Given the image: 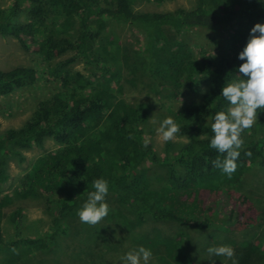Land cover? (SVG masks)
Returning a JSON list of instances; mask_svg holds the SVG:
<instances>
[{"label": "trees", "instance_id": "1", "mask_svg": "<svg viewBox=\"0 0 264 264\" xmlns=\"http://www.w3.org/2000/svg\"><path fill=\"white\" fill-rule=\"evenodd\" d=\"M166 1L173 0H12L0 7V35L20 44L34 40L42 75L59 88L37 101L19 126L0 131V182L9 176L8 157L22 162L21 150L42 149L46 140L54 143L23 174L12 195H0V264H22L32 250L52 251L72 230L79 239L105 241L103 245L116 248L120 240L115 227L132 233L148 221L175 225L172 231L157 227L131 238L136 246L151 249L153 264H209L211 259L213 264H231L206 252L208 246L221 245L219 239L207 233L197 240L195 232L234 234L236 214L228 211L238 205L236 194L252 168L264 171V112L241 134L244 143L231 177L213 165L224 154L208 146L212 115L230 107L220 88L236 78L235 66L241 63L237 53L251 26L264 22V4L193 0L188 8L137 9L146 2ZM112 21L134 29L140 46L112 36ZM226 25L233 28L228 53L212 54L199 47L196 52L188 42L190 29L216 32ZM77 62H83V71L73 66ZM39 71L32 65L0 69V97L34 84ZM142 78L156 93L190 97L171 116L182 124L178 134L187 139L165 142L161 152L145 137L149 104L130 103L117 94L125 79L135 83ZM96 178L109 184L105 220L110 224L77 222L73 227ZM153 178L158 179L155 186ZM211 192L220 195L221 202L211 201ZM15 198H42L51 213L48 230L23 234L20 207L8 215L3 210ZM5 216L14 224L11 238L3 234ZM256 219L241 227L247 230L240 238L228 241L236 264H264V219Z\"/></svg>", "mask_w": 264, "mask_h": 264}, {"label": "rangeland", "instance_id": "2", "mask_svg": "<svg viewBox=\"0 0 264 264\" xmlns=\"http://www.w3.org/2000/svg\"><path fill=\"white\" fill-rule=\"evenodd\" d=\"M193 0H173L161 3L146 2L139 6L137 9L145 11H169L177 7L188 8L192 4ZM12 0H0V7L10 5ZM112 36H115L120 43L131 45L134 48L140 46V35L126 24H119L114 21L109 26ZM232 26L219 27L216 32H207L199 29H190L186 32L188 42L192 48L198 52V47L205 50L208 53L216 54L218 52L228 53L229 48L226 44L227 39L232 35ZM39 57L37 54V46L34 40L27 39L26 44H20L16 38L13 37H2L0 35V69H10L17 65H32L39 71L38 79L32 85L23 87L17 91L11 92L9 95L0 97V131L8 127H17L23 121L29 117L32 112L34 104L44 98L49 97L51 94L59 90L56 83L48 80V76L41 73L43 70L38 66ZM75 68L84 70L85 65L83 62H77L73 65ZM143 80H135L132 83L129 79H125L122 82L120 90L117 92L118 96L123 98L125 101L130 103H136L139 101H145L150 106V114L148 122L145 124V137L151 142L154 148L161 152L164 148L165 142L160 140L158 133L156 132V125L153 121L163 119L167 116H172L173 112L178 109L183 100H188L190 97L188 94H183L180 99L168 95L166 92H154L148 86L146 78ZM185 136L177 134L171 141L179 142L185 141ZM54 143L51 140H46L44 148L40 149L37 147L21 150L25 156L22 162H19L16 156L8 157L6 171L8 178L0 182V195L2 193H9L12 195L13 190L17 188L20 183V179L23 174L29 171L35 161L44 153V149L53 148ZM149 167V164H145ZM154 168V167H153ZM153 168L150 172L153 173ZM149 169V168H148ZM161 169L155 167L154 171L159 174ZM152 176H154L152 174ZM155 177V176H154ZM153 186L157 184V180L153 178ZM237 195L238 205L230 208L228 213H235L237 226L234 234H220L219 237L214 236V232L191 231L196 235V239L200 237H207V233L210 235L209 238L215 237L219 239L222 245L229 246V239L240 238L245 230L241 228L247 224V222H257L256 217L264 219V171L259 168H252V170L246 176L245 182L241 188V192ZM247 197H246V196ZM211 201H220L221 196L216 192H211L208 195ZM249 201H246L245 199ZM106 203L110 204V200L105 197ZM247 202V205L245 204ZM221 202V201H220ZM17 207H20L23 212V220L20 222V231L28 236L40 235L43 231L48 230L49 218L51 213L49 206L45 201L35 198H15L13 203L5 207L3 210L8 213ZM247 220V221H246ZM81 221L75 220L72 225L73 227ZM110 224L105 219L99 224L94 226H101ZM88 226V225H87ZM256 226V225H254ZM161 228L164 230H175V225L164 222H153L148 221L142 226L136 228V231L132 233L126 230H121L117 227L115 234L119 237L118 246L107 247L103 245L105 242H90L79 239L78 236H74L73 230L69 235L63 236L58 240L57 246L52 251L43 253L38 250H32L28 254L25 261L22 264H121L120 257L127 251L137 247L132 243L131 238L136 237L140 233L153 228ZM177 227V226H176ZM14 224L6 216L2 220V230L6 238L13 236ZM249 229V228H248ZM252 230V228H251ZM214 231V230H213ZM217 231H215L216 233ZM219 232H217L218 234ZM193 246V244H192ZM151 258L148 264H153Z\"/></svg>", "mask_w": 264, "mask_h": 264}, {"label": "clouds", "instance_id": "3", "mask_svg": "<svg viewBox=\"0 0 264 264\" xmlns=\"http://www.w3.org/2000/svg\"><path fill=\"white\" fill-rule=\"evenodd\" d=\"M264 4V0H258ZM241 63L236 67V78L224 83L219 95L230 105L226 110L215 112L211 117L212 136L209 148L224 154L223 159L213 161L214 167L220 169L228 177L236 171L243 145L242 133L251 129L257 122V114L264 112V22L254 23L242 49L237 53ZM160 140L168 142L181 133L182 124L172 117L153 121ZM148 141L144 144L147 145ZM250 155V153H245ZM87 193L85 201L77 210L81 223L97 225L109 213L105 197L109 192L108 181L96 178ZM209 257H223L236 264L233 249L227 245L206 247ZM152 251L144 246H137L120 257L121 264H148ZM214 259L209 260L213 264Z\"/></svg>", "mask_w": 264, "mask_h": 264}]
</instances>
